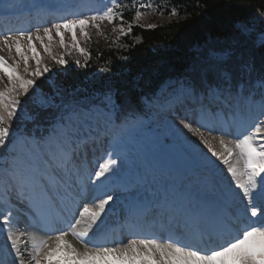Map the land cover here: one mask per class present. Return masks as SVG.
<instances>
[{
    "label": "snow or ice",
    "instance_id": "obj_1",
    "mask_svg": "<svg viewBox=\"0 0 264 264\" xmlns=\"http://www.w3.org/2000/svg\"><path fill=\"white\" fill-rule=\"evenodd\" d=\"M111 3L112 6H106L105 11L95 15L85 17L73 12L68 18L62 17V22L43 28L44 37L52 41L54 28L61 47H66L64 33H71L72 46L83 54L75 30L80 29L87 40L90 36L85 29L89 23L97 29L98 20L112 23L113 8L120 0H111ZM146 6L150 5H141ZM26 7L40 14L62 13L73 6L33 3ZM170 14H177L175 5ZM140 15L136 12L137 19ZM120 19L123 22V16ZM231 30L233 44L250 43L264 49V11L236 20ZM128 31H131L130 24ZM39 32L37 27L35 40L50 54L51 49L44 45ZM25 37L31 59L37 65L35 71H30L29 56L22 51L21 40ZM33 38L32 32H5L0 38L3 45L0 51L7 49L11 54L14 47L23 60L24 72L42 77L50 69L41 70ZM233 51L232 47L206 46L199 54L200 60L190 66L186 79L171 87L166 97L169 106L191 105L195 101L201 112L213 117L218 112L230 113L238 126L244 123L238 117L245 112L250 114L253 109L259 110L246 134H237L227 142L220 138L222 152L212 149L203 131L193 129L190 122L181 119L183 127L198 135L211 156L226 168L224 179L214 194L209 196L206 192L195 203L192 200L178 202L167 192L148 198L139 194L140 179L124 178L123 158L118 151L122 140L117 129L126 128L129 121L113 119L121 108L115 93H104L98 104L62 100L58 103V91L52 97L42 92L37 95L35 80L20 75L19 62L15 61L13 66L0 55V73L7 77L10 85L0 90V149L7 147L9 152L5 163L0 165V188L4 193L0 196V229L5 231L10 244L0 264H110L109 258L129 264H136L138 260L143 264H264V74H257L251 62L232 63ZM55 62L67 63L62 57ZM30 89L33 90L31 96ZM21 95L28 96L44 109L59 110L55 125L45 135L37 137L13 130V121L19 122V113L25 111ZM154 102L158 101H149ZM205 130L212 134L210 129ZM88 141L93 145L95 142L112 144V150L106 152L107 158L91 172H85L80 163L81 146H86ZM118 192L127 195H118ZM12 193L27 206L31 222L30 229L25 227L20 235L14 231L20 225L14 216ZM121 200L123 210L133 222L149 216L166 219L185 235L169 237L166 245L155 238H136L135 235L127 242L109 244L107 232L101 225L112 211L110 205ZM62 222L67 226L61 227ZM79 225H85L83 230H77ZM33 232L45 238L37 240ZM70 235L75 237V244L68 239ZM21 236L27 237L23 249ZM202 244L205 246L201 247ZM208 244L215 246L208 247ZM58 256L60 260L53 259Z\"/></svg>",
    "mask_w": 264,
    "mask_h": 264
},
{
    "label": "trees",
    "instance_id": "obj_2",
    "mask_svg": "<svg viewBox=\"0 0 264 264\" xmlns=\"http://www.w3.org/2000/svg\"><path fill=\"white\" fill-rule=\"evenodd\" d=\"M174 5L177 14L171 15ZM116 9L122 12L123 22L119 17L115 22L119 26L97 23L99 29L93 27L90 39L80 40L83 54L70 45L63 50L57 48L54 58L43 53L40 68L50 71L42 77L25 73L26 78L37 81V95L42 92L52 97L58 91V103H97L95 97L99 102L111 91L118 101L130 97L139 101L160 82L188 76L190 66L200 60L199 54L208 45L232 47V63L251 62L257 74H264V49L250 43L233 44L231 30L236 20L264 11V0H120ZM136 12L141 14L138 19ZM61 57L66 65L55 62ZM29 60L30 70L35 71L37 65ZM141 79L146 80L139 84ZM32 92L30 89L29 96ZM20 100L23 104L27 101L25 110L34 119V123L25 124L35 125L33 130L52 125L55 117L35 112V102L28 96L21 95Z\"/></svg>",
    "mask_w": 264,
    "mask_h": 264
},
{
    "label": "rangeland",
    "instance_id": "obj_3",
    "mask_svg": "<svg viewBox=\"0 0 264 264\" xmlns=\"http://www.w3.org/2000/svg\"><path fill=\"white\" fill-rule=\"evenodd\" d=\"M39 35H40L41 37H42V36L44 37L42 31L39 32ZM52 36H53V39H56V40L59 39V37L56 36V32H55V29H54V28H53V31H52ZM53 39H52V40H53ZM39 44H40V41H39ZM21 47H22V49H25V52H26V53H30V52H31L30 48L27 47V44H26V40H25V39L21 40ZM0 55L4 56V58H5L8 62H12V61L15 62L16 59H17V58H16L17 55H16V52H15V48H14V47H13V50H12L11 54H9V52L7 51V49H4L3 53L0 52ZM3 77H4V74L0 73V90H1L2 87L5 85V81H4ZM164 92H165V91H164ZM164 92H163V93H164ZM160 101H161V103H163V100H162V99H161ZM186 121L191 123L193 129L199 128L200 131H203V132H204V134H205V135H204L205 138L212 142V144H213L212 148H213L215 151H217V152H222V151H223V149L221 148V146H220V144H219V140H220V139H219V138L217 139L216 137H212V138L209 137V138H207V137H208V134H206L205 131L202 129V124H203V123L206 124V123L208 122L206 116L204 117V116L202 115V116L197 117V122H195L193 118H191L190 121H189V120H186ZM174 124H177V122L175 121ZM180 124H181V126H180L181 129L185 130L184 132L187 134V137H188L189 140H191V141H193V142H195V143H197L195 140H197V141L200 140V137H199L198 135H195L193 132H191V131H189L188 129L184 128L182 123H180ZM214 134H216V133H215V132H212V135H211V136H213ZM193 139H194V140H193ZM224 139H225V141L227 142V141L230 140L231 138H227V137H225ZM203 147L206 148L204 151H205V153H207V156H208L211 160H215V157H212V156H211V152L209 151L208 147L205 146V145H202V146H200V149H203ZM217 162L220 163L219 161H217ZM218 166H221L222 169H223V173H224V172L226 173V168H225L224 165L219 164ZM225 173H224V176H225ZM229 178H230V177H229Z\"/></svg>",
    "mask_w": 264,
    "mask_h": 264
},
{
    "label": "bare ground",
    "instance_id": "obj_4",
    "mask_svg": "<svg viewBox=\"0 0 264 264\" xmlns=\"http://www.w3.org/2000/svg\"><path fill=\"white\" fill-rule=\"evenodd\" d=\"M0 47H2V46H0ZM22 208H23V211H16V212L14 213V216L17 218V219H16V223H18V224L20 225V228H19V229H14V231L16 232L17 235H20L21 232H23V231L25 230V227H29V229H30V223H31V222H30V220H29L28 212H27V210H26L24 207H22ZM84 227H85V225H79V226H77V230H78V231H79V230H83ZM32 235H33V237H34L35 239H37V240L45 238V237L39 235L38 233H34V232L32 233ZM26 238H27L26 236H21V248H22V249H23V247H24L23 241H24ZM68 239H69L70 241H72L74 244L76 243V241H75V237H72V236L70 235V236L68 237ZM53 259H54V260H60L61 257L58 256V257H54ZM62 264H66V262H62ZM119 264H122V263L119 262ZM136 264H143V262L138 260V261L136 262Z\"/></svg>",
    "mask_w": 264,
    "mask_h": 264
}]
</instances>
